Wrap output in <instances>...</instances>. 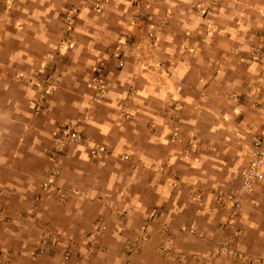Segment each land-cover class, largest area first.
Instances as JSON below:
<instances>
[{
    "label": "rangeland",
    "instance_id": "374dc122",
    "mask_svg": "<svg viewBox=\"0 0 264 264\" xmlns=\"http://www.w3.org/2000/svg\"><path fill=\"white\" fill-rule=\"evenodd\" d=\"M130 1L135 9H145V23L138 21L136 24L131 20V25L144 28L139 33L129 30L111 41L113 46H109L115 57V68L125 66L124 50L127 49L131 64L143 72H155L165 85L176 59L182 60L183 56L172 54L166 59L161 56L162 60H157L161 68L156 69V64L148 61L150 50L141 51L142 44L152 50L159 47V29L170 22V29L175 27L179 33L181 27L187 28L179 41L181 53L192 49L188 45L190 31L195 33V40L201 38L209 46L214 45L216 39L224 50L230 49L223 52L229 56L225 62V65L229 62L228 65H192L189 80L194 82L203 77L210 108L225 113L224 121L216 119L226 128H215L206 119L217 130L200 132L199 117H209L200 112L197 130L184 129L180 113L185 102L174 97L163 108L159 116L161 121L151 119L148 122L151 130L160 128L165 133L174 151L141 167L145 172L157 174L158 183L163 190L173 192L171 195L163 197L156 193L154 196L146 191L142 197L144 209L140 212L131 205L120 208L112 204L110 214L94 208L92 211L86 206L76 219L66 209L58 207L67 204L69 194L81 196L77 198H83L85 205L88 195L79 183L67 185L59 179L62 172L56 164V154H65L73 145L85 146L91 159L113 154L108 142L87 140L78 127L77 117L62 109V91L70 86L71 79L62 81L60 71L61 63L74 45V30L83 21L81 12L90 16L92 11L100 10L99 2L108 1L82 0L61 6L58 20L48 22L44 51L34 57L33 66L15 72L16 81L24 89L8 86L18 96L12 101L16 112L13 147L7 145L6 137H0V190L5 189L0 194V237L9 235L28 241L31 256L36 258L31 264H131L128 254L141 252L145 244H149L146 253L152 255H144L139 264H264V242L253 231L257 223L264 225V179L255 181L249 190L240 188L246 168V147L264 122V27L260 26L264 23V0H254V3L253 0H175L176 4L169 6L168 12L178 8V11L187 10L190 15L174 21L162 16L158 22L149 8L156 0ZM247 4H251L252 9L247 17L242 13L239 19L224 17L230 13V8L233 12H246ZM69 8H74V12L67 20L65 15ZM229 28L234 29L233 37L227 34ZM217 29H222L220 33L223 34L216 38ZM134 50L138 55H134ZM206 53L208 57L218 56L216 51L207 50ZM86 69V66L80 69L82 77ZM135 79V74L129 77L126 95L114 105L117 115L126 120L132 119L130 105L138 94ZM80 81V85L91 92L87 105L90 109L107 94L116 93L102 59L93 69V80L87 84L86 79ZM233 81L232 88L229 83ZM192 94L198 97L199 92ZM204 106L207 104L201 105ZM0 108L5 107L0 105ZM23 111L27 113L25 118L21 115ZM0 113L6 117L4 109ZM64 124L77 129L81 141L67 142L59 149L55 133ZM29 140L37 142H33L31 149ZM100 145H104L106 151L91 156L90 149ZM29 156L34 158L30 163ZM40 156L46 159L42 166ZM117 156L133 160L128 152H118ZM90 172L93 177L96 175L93 169ZM29 176L32 178L28 180ZM49 181L51 186L45 184ZM141 182L145 184L141 186L150 187L149 180ZM29 184H33V192L26 189ZM123 187L128 188L124 185L120 190ZM173 200L179 205L175 211L167 209L172 208ZM157 201L162 204L157 205ZM16 262L21 264L22 261ZM0 264H11L8 256L0 255Z\"/></svg>",
    "mask_w": 264,
    "mask_h": 264
},
{
    "label": "crops",
    "instance_id": "0c3cea01",
    "mask_svg": "<svg viewBox=\"0 0 264 264\" xmlns=\"http://www.w3.org/2000/svg\"><path fill=\"white\" fill-rule=\"evenodd\" d=\"M82 0H0V105L5 108H0V111L5 110L6 117L0 113V137H6L7 145L14 144V124L16 116L14 103L12 102L18 95L9 87L18 89L19 82L16 81L15 72L19 69H27L36 61V56L40 55L47 46V31L48 22L57 21L59 16V8L69 3H79ZM108 2H99L100 10L92 11L90 16L88 13L81 12L83 21L74 30V45L69 52L67 59L60 65L61 79L66 82L67 78L71 79L70 86L63 88L64 98L62 101L63 108L71 112L77 117L78 127L87 140L96 142H108L113 148V154L100 159H91L83 145H73L65 154H56V164L60 167L62 175L60 180L66 181L69 185L71 182L79 183L87 190V203L84 205L82 201L74 194H69V200L66 205H59L61 209L69 211L75 219L78 213L83 212L85 207L92 208V211H98L104 214H110L112 204H118L120 208H126L131 205L137 211H143L144 202L143 196L145 192H150L154 196L160 194L163 197H168L173 192L168 189L163 190L158 181L159 176L154 173L145 172L141 167L143 164L151 163L156 158L164 156L174 151L172 143H168L165 133L160 129H150L148 122L151 119L161 121L159 118L162 110L171 103L172 98L180 97L184 99V106L181 110V125L184 129L197 130L198 115L203 112L205 118H200L202 122L198 127L200 132H209L213 129L209 123L214 124L215 128L224 129L225 125L220 124L225 119V113L217 112L210 108L211 101L208 99V94L205 93V81L203 77L196 81H190L192 65L199 67H208V64H213L217 67L224 66L227 60V54L222 47V43L218 44L214 39V45H208L204 40L194 39L195 33L192 31L189 37L188 45L192 49H186L183 53L179 52V41L184 37L186 27L180 28V33L175 27L170 29L168 23L166 26L159 29L160 41L159 47L149 49L146 45L141 51L146 53L150 50L149 62L156 66V69L161 68L157 60L166 59L169 55L180 54L184 59H176V64L173 66L172 75L166 79V84L163 85L160 77L155 72H143L137 65L131 64V55L128 50H124L125 66L117 69L114 66L115 57L111 50L113 43L122 35H125L129 30L133 33L143 31V25H136L140 21L145 23L143 17L144 8L135 9L130 0H107ZM88 2V0H87ZM254 3V0H253ZM175 5V0H156L149 5V11L153 13L154 20L159 21L160 17L165 16L170 21L183 20L190 15L186 11H178L176 8L173 12H168V7ZM232 4V3H231ZM251 4L246 5V12L232 11L224 15L225 18L239 19V13L248 16L252 11ZM253 5V4H252ZM233 6V5H232ZM229 8V6H228ZM255 8V7H254ZM227 9V8H226ZM136 21V24L131 25L130 21ZM51 23V22H50ZM140 23V24H141ZM174 25V24H173ZM264 27V23H260ZM233 37L234 29H227ZM222 31L217 29L215 32L216 38L222 36ZM177 36L179 39H177ZM193 36V38H192ZM201 37V33L198 34ZM144 41V40H143ZM126 47V45H124ZM128 48V46H127ZM230 48V47H229ZM43 49V50H42ZM207 50L218 52V56L208 57ZM135 51V50H134ZM134 55H138L135 51ZM143 58V55L141 56ZM104 60L109 70V79L113 94L106 95L102 102L97 103L93 108H88V102L91 92L87 91L84 86H81L80 79L83 78L86 84L93 80V69L98 60ZM161 59V60H162ZM160 61V60H159ZM224 64L222 65V63ZM235 62L232 60L231 65ZM229 62L226 63L225 67ZM82 66H86L84 77L79 74ZM233 67V66H232ZM136 75L135 85L138 88V94L133 98L130 108L133 113L131 120L120 118L115 110V103L122 101L126 95V86L131 75ZM235 81L229 83L232 88ZM193 84V85H192ZM209 84H212L210 82ZM9 86V87H8ZM207 89L206 91H209ZM199 92L196 97L192 92ZM194 100V101H193ZM111 101V102H110ZM32 102V101H31ZM207 102V103H206ZM207 106L201 107V105ZM191 107H194L193 109ZM206 108L207 110H204ZM53 109V108H52ZM212 109V110H209ZM191 110V111H190ZM237 110V109H236ZM248 110V109H247ZM50 111V110H49ZM189 111V112H188ZM207 111V112H206ZM235 111V109H234ZM237 112V111H235ZM48 113V112H47ZM26 112L21 113L25 118ZM227 115V114H226ZM234 116V113H232ZM20 118V115H17ZM235 127V125H233ZM237 126V125H236ZM31 127V126H30ZM35 128V127H32ZM32 130V129H30ZM10 132V134H9ZM35 140H29L30 149ZM36 142V141H35ZM37 143V142H36ZM150 149V150H149ZM118 152H128L133 157L132 161H127L117 156ZM29 163L34 159L29 156ZM41 166L46 159L43 156L39 157ZM2 161V159H1ZM91 169L95 171L94 177L91 175ZM32 178L28 177V180ZM149 180L150 187L141 186V181ZM143 184V183H142ZM128 186V188L120 190V186ZM145 185V184H143ZM26 188L29 192L35 189L33 184ZM0 188H2L0 186ZM5 189L0 190L2 194ZM157 193V194H156ZM78 197V198H77ZM91 197V198H89ZM155 199V198H154ZM41 203V202H40ZM162 202L157 201V205ZM84 205V206H83ZM153 206V205H152ZM37 207V206H36ZM179 205L176 200H173V211ZM94 208V210H93ZM113 217V216H112ZM110 216V218H112ZM253 231L262 238L264 242V225L257 223ZM16 234L15 232H13ZM248 233V232H246ZM29 243L24 239L13 238L6 235L0 237V252L8 256L11 264L15 261H22L21 264H31V260L36 259L31 256ZM149 244H145L141 252L136 254H128L131 258V264H139V260L146 255L149 250ZM2 254H0L2 256ZM21 259V260H20ZM26 261V263H25Z\"/></svg>",
    "mask_w": 264,
    "mask_h": 264
},
{
    "label": "built area",
    "instance_id": "2783aa9c",
    "mask_svg": "<svg viewBox=\"0 0 264 264\" xmlns=\"http://www.w3.org/2000/svg\"><path fill=\"white\" fill-rule=\"evenodd\" d=\"M74 12V8H69L66 11L65 18L71 19ZM117 51V48L115 49ZM121 64V62L119 63ZM100 76V75H99ZM38 84V82H37ZM39 106H36L38 109ZM176 133V130L173 131ZM81 134L76 129H71L68 125H60L55 133V144L58 142L56 147L62 149L63 145L67 142H80ZM106 151L104 145L94 146L90 149L91 156H97ZM243 180L241 182V189H251L253 183L257 180L264 179V122L262 129L253 136L251 143L246 147V168L244 170ZM51 186V183H45ZM68 254H66V258Z\"/></svg>",
    "mask_w": 264,
    "mask_h": 264
}]
</instances>
